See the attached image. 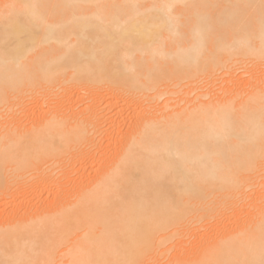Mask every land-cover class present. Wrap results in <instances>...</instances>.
Listing matches in <instances>:
<instances>
[{"label":"bare ground","instance_id":"6f19581e","mask_svg":"<svg viewBox=\"0 0 264 264\" xmlns=\"http://www.w3.org/2000/svg\"><path fill=\"white\" fill-rule=\"evenodd\" d=\"M107 98L134 118L123 136ZM0 119V200L61 188L25 172L45 157L69 156L68 184L117 146L55 208L8 213L0 264H264V0H0Z\"/></svg>","mask_w":264,"mask_h":264},{"label":"rangeland","instance_id":"374dc122","mask_svg":"<svg viewBox=\"0 0 264 264\" xmlns=\"http://www.w3.org/2000/svg\"><path fill=\"white\" fill-rule=\"evenodd\" d=\"M79 32H83V31H80L79 30ZM98 56H99V54H97ZM80 61H81V63L84 65V64H86V63H88V62H91V61H93V60H90L88 57H86V56H83L81 59H80ZM79 66H81V65H79ZM239 71H241V72H239ZM246 71V70H245ZM244 71V69L243 70H241V69H239L238 71H237V75L239 76L240 75V77L243 75V74H245V77H243V78H239V81L240 82H242L243 83V80L242 79H244V83H245V87H243V85H237V84H235V86L236 87H238V90H234V92H233V94L235 95V96H237V100H240V97H241V95H242V93L244 92V90H246L247 88L246 87H248L249 85L247 84V80H249L248 79V77H247V75L248 74H246V72ZM244 72V73H243ZM239 73V74H238ZM242 73V74H241ZM226 79V78H225ZM235 79H237V78H235ZM246 80V81H245ZM253 81V82H252ZM250 80L249 81V84L250 85H252V84H254V80ZM218 83H222V82H218ZM216 84V85H218V86H216L215 85V87H214V89H215V93H217L218 95H220L221 93H218V91H220V90H225L227 87H229V88H232V86H231V84H233V83H225L226 85H224L223 86V83L221 84V85H219V84ZM243 83V84H244ZM89 85V82H84L83 83V85L82 86H80L79 88H86V86H88ZM228 85V86H227ZM230 85V86H229ZM70 85H68L67 83H65V84H63L61 87H60V90L61 89H64V88H66V87H69ZM223 86V87H222ZM240 86V87H239ZM226 87V88H225ZM224 88V89H223ZM240 88V89H239ZM242 88V89H241ZM245 88V89H244ZM223 94H221L220 96H222ZM226 96H228V95H226ZM73 98V99H72ZM71 98V100L68 102V100L64 103V106H63V109H65V107L66 108H68V109H70V107H71V109L70 110H73V112L72 113H76V112H78V111H80V110H82V109H84V105L82 106V104H79V105H74V97H72ZM116 98V97H115ZM16 101L17 100H14V102L16 103ZM118 101V98L117 99H114V98H109V100H108V98H107V100H105L104 99V101L103 102H99V103H96V104H98V105H96L95 104V108H103L102 110H104V113L105 114H113V117L110 115H108V119H109V117L111 118V119H109L108 121L106 120V124L108 125V126H114V128H115V130H113V129H111L110 131H108L107 132V134L111 137H120V136H123L122 134L124 133V132H126L128 129H129V127L128 126H130L131 125V123L134 121V118L133 117H131V116H129V111H130V109H128L129 107H128V105L127 104H114L115 102H117ZM71 105H69V104ZM72 103H73V106L74 107H72ZM113 104V105H112ZM67 105H69L70 107H67ZM99 105H100V107H99ZM112 105V106H111ZM114 106V107H113ZM118 106V107H117ZM93 107H94V105H93ZM128 107V108H127ZM16 109H18L17 108V106L15 105V106H12V110H13V112H12V114H14L15 112V110ZM114 109L115 110H117V111H121L122 109H124L123 111H122V116L124 117V119H123V117L122 116H120V117H115V113L114 112H117V111H114ZM119 109V110H118ZM52 110H54V109H51L50 111H52ZM126 110V111H125ZM4 110H2V112H3ZM45 111H47V108H46V106H40L37 110H30V112L29 113H32L33 112V115H31V114H29V117H31V118H29V117H27L26 116V118H27V123L25 124V127L27 128V127H31V124H32V122H35V124L36 123H39V121L41 120V119H43L42 118V116H44L45 114ZM106 111V112H105ZM112 111V112H111ZM111 112V113H110ZM124 112V113H123ZM124 114H126V115H124ZM4 115H5V112L4 113H2V119H4ZM6 116V115H5ZM129 116V117H128ZM128 117V118H127ZM29 118V119H28ZM113 118V119H112ZM131 120H130V119ZM2 119H0V120H2ZM117 119V120H116ZM120 119H123L122 121L120 120ZM129 119V120H128ZM35 120V121H34ZM37 120V121H36ZM112 120V121H111ZM30 121V122H29ZM103 121V120H102ZM120 121V122H119ZM125 121V122H124ZM119 122V123H118ZM34 124V123H33ZM118 124V125H117ZM37 125V124H36ZM116 125V126H115ZM116 128H118V129H116ZM128 128V129H127ZM116 133H118V134H116ZM119 134H120V136H119ZM118 135V136H117ZM107 142H109V143H107ZM107 143V144H106ZM110 143H112V141L110 142V140H106V142L104 141V143H103V145H102V147L99 149V151H100V153H98L97 154V156L95 155L93 158H94V160H93V158H91L92 160H89L91 163H89V161H88V163H86V161L85 162H83L84 164L82 165V163H81V166H79L80 164H77L78 165V167L76 168L77 170H78V172H76L75 173V167L74 168H72V173H71V180L70 181H67L68 182V184L67 183H65V184H63L64 182H61V180L63 179V169L64 168H62V169H60L62 166H63V163L64 162H66V160H68V158H69V156H53V160L52 161H48V158L47 157H45V158H43L42 160H41V162L42 163H45V164H41L40 166H39V168H31L30 170H28V169H26V173L27 174H30L32 177H36V178H33V181H37L39 178H40V175L41 174H44V173H41V172H47V171H51V172H55L56 174H57V176H59V178H60V184L61 185H63L62 187H64V189L66 188L67 190L68 189H70L71 188V186L73 185V179L72 178H74V180H76L77 182H78V178H80V177H83V179L85 180L84 182H86V183H88L89 181H87V180H92L93 179V177H94V172L98 169V168H96V167H98L97 165L99 164V158L100 157H104L105 155H106V157L109 155H112V154H114L113 153V149H114V151H116V149H117V146L115 145V144H110ZM115 145V146H114ZM118 145V144H117ZM84 145H81V146H79V150L83 147ZM74 150V149H73ZM98 151V152H99ZM111 153V154H110ZM99 155H102V156H100L99 157ZM98 157V158H97ZM96 158H97V160L98 161H95L96 160ZM71 161V160H70ZM69 162V161H68ZM93 162H95V165H94V163ZM58 163H60V164H58ZM98 163V164H97ZM89 164V165H88ZM86 167H85V166ZM83 166V167H82ZM89 167V168H88ZM75 169V170H74ZM83 170V171H82ZM90 170V172H88ZM92 170V171H91ZM95 170V171H94ZM87 172V173H86ZM75 173V174H74ZM72 174H74L73 175V177H72ZM76 174H77V176H76ZM81 174V175H80ZM45 175V174H44ZM88 175V176H87ZM86 176H87V178H86ZM75 182V181H74ZM70 183V184H69ZM72 184V185H71ZM44 183L42 184V183H38V184H35L33 187V189H30V190H27L24 194H20L21 196H17V198L15 199L16 201H14L13 200V198H11L10 196H6V197H3V199H1L0 200V223L1 224H4L5 222H4V220H6V217H7V219L9 218L8 216V213L10 214V217H11V215H15L14 217H16V215L18 216V218H21L20 216H24V215H27V214H31L32 212L33 213H35L36 215H38V214H42L45 210L47 211V208H49L48 210H51V209H53V208H55L60 202H61V199L59 198V196H57V193H59L58 191H62L61 190V188H57V186H48L47 184H45L44 186ZM46 186V187H45ZM69 186V187H68ZM54 188H56V189H54ZM58 189V190H57ZM63 189V188H62ZM55 195V196H54ZM59 195V194H58ZM25 196V197H24ZM56 197H58V198H56ZM24 198V199H23ZM20 201H19V200ZM25 200H29L28 202L27 201H25ZM57 200H58V203H56L57 202ZM24 203V204H23ZM26 203V204H25ZM31 203V204H30ZM51 203V204H50ZM46 204V205H45ZM49 204V205H48ZM25 205H26V208H25ZM31 207H30V206ZM50 206H51V208H50ZM53 206V207H52ZM9 211H12V212H9ZM26 212V213H25ZM13 213V214H12ZM15 213V214H14ZM20 213V214H19ZM25 213V214H24ZM19 214V215H18ZM8 215V216H7ZM3 221V222H2ZM230 225H231V227L233 226L232 224H229L227 227H230ZM196 243V244H195ZM200 245H201V243H200V241L199 240H197V242L195 241L194 242V244H192L191 243V245H188V246H186V248L187 249H190L191 250V252L192 251H195V248L197 249V248H199L200 247ZM190 247V248H189ZM194 247V248H193ZM193 253V252H192ZM46 255V257L48 258V262H49V260H50V257H51V252L50 253H48L47 251L44 253L43 251H42V253L40 254V257H42V256H45ZM40 264H44V261H41L40 262Z\"/></svg>","mask_w":264,"mask_h":264}]
</instances>
